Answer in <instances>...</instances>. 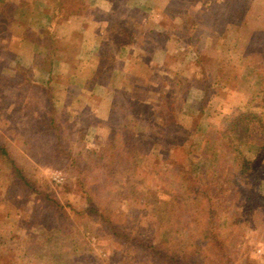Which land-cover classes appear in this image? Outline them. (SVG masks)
I'll use <instances>...</instances> for the list:
<instances>
[{
	"label": "rangeland",
	"instance_id": "374dc122",
	"mask_svg": "<svg viewBox=\"0 0 264 264\" xmlns=\"http://www.w3.org/2000/svg\"><path fill=\"white\" fill-rule=\"evenodd\" d=\"M170 140L184 145L167 158ZM0 143L37 188L85 209L58 222L0 151V264H167L162 238L182 264H264V165L235 178V151L254 160L264 143V0H0Z\"/></svg>",
	"mask_w": 264,
	"mask_h": 264
},
{
	"label": "trees",
	"instance_id": "16d2710c",
	"mask_svg": "<svg viewBox=\"0 0 264 264\" xmlns=\"http://www.w3.org/2000/svg\"><path fill=\"white\" fill-rule=\"evenodd\" d=\"M29 31V30H28ZM44 39H45V44L52 50V48H54L55 46H54V38L52 37V35L50 34V33H47L46 34V36L44 37ZM50 55H51V53H49ZM47 57H49V58H51L49 55L47 56ZM26 80V79H25ZM125 90L127 91V89L125 88ZM46 91H47V93L49 94V97L50 96H52L53 97V95L51 94V90L47 87V89H46ZM126 95H128V92H126ZM153 97H158L157 95H155V96H153ZM152 98V97H151ZM156 100H159V101H157V102H159V103H157L156 104V107L155 106H153V113H155L154 115V119L155 120H158V118H163L162 116L163 115H161L163 112H165L166 110H167V108H168V106L167 107H165V104H166V96H164V97H161V98H157ZM52 101V104H53V100H51ZM154 107H155V109H154ZM158 107V108H157ZM127 108H129L128 106L126 107V110H127ZM169 109V108H168ZM41 116H39L40 117V120L39 121H41V123L42 124H45V127L43 126L42 128V130H43V132H49V131H53L56 135H55V137L54 138H56V141H54V149H55V152H57L56 153V156H61V155H64V156H66L69 160H70V163H69V165H70V167H73V168H75V170H77V171H79L80 173L79 174H81L80 176H79V183H80V185L82 184L83 185V183H84V180H86V176H87V172L86 171H84L83 169H82V165L80 164V163H78L77 162V159L75 158V157H72L71 156V151L70 150H67L66 148H65V146H64V144H63V142H62V134L60 133V132H58L59 131V129L54 125V122H53V120L50 118L48 121H46V120H44V119H46V118H44V116L42 115V114H40ZM245 116L246 117H250V114H245ZM253 116H255L256 117V115L255 114H253ZM237 123H234V125H236ZM42 126V125H41ZM31 132L33 133V134H35V136L39 133V131L36 129V128H33V129H31ZM42 132V133H43ZM40 137V136H39ZM168 146H167V151L169 152V154L167 155V158H170V153L172 154V151H173V148H175V147H180V146H183L184 145V143H179V142H174V141H169V143L167 144ZM48 148L46 147L45 148V150H47ZM0 151L3 153V154H5V155H7V156H9V158H11V160H12V163H13V166H14V168H15V170H16V172H17V174L19 175V177H20V180H21V185H22V187L24 188V189H26L30 194L29 195H31V199H33V200H35L36 198L38 199L39 197H41L45 202H48L49 204H52V205H54V216L55 217H57V220H58V222H60V220H61V216L62 215H64V214H66L67 213V208H70V209H72L73 211H75V212H77V213H81V212H83V210H85L84 208L83 209H79V208H77V207H75L70 201H68V200H66L65 202H62L60 199H59V197H57L56 195H53L52 193H49V192H44V191H42V190H40L39 188H37V186H36V184H35V182L32 180V179H30L26 174H25V172L23 171V168L22 167H20L17 163H16V161L11 157V155H9V151H8V149L6 148V145H4V144H1L0 143ZM48 151V150H47ZM46 151V152H47ZM235 152H237L238 154H240L239 156H240V159H241V161H240V163H239V165H240V168H237V170H238V172H240L241 174L239 175H236L235 174V178H237V180L236 181H240V179H243L241 176H245V175H247V174H250V175H257L258 174V168L261 166V165H264V143H263V145L261 146V148H260V151L257 153V155H256V157H255V159L254 160H250V159H247L245 156H243L240 152H238V151H235ZM65 157V158H66ZM220 156H218V154L216 153V154H214L213 155V157L210 159V161H209V164L207 165V166H209L208 168H206V169H210V171L212 170V172H216V170L214 169L215 168V166H218V164H220L221 163V160H222V158L220 157ZM121 158H122V156H117V159H118V162L119 161H121ZM189 160V159H188ZM191 160V159H190ZM216 160H220L218 163H216ZM262 161H263V163H262ZM77 163H78V165H77ZM112 164H114V161L113 162H111V165ZM118 164V163H117ZM81 165V166H80ZM120 164H118V166H119ZM77 167V168H76ZM255 171H254V170ZM202 170H203V172H204V174H205V172L207 171V170H205V168H202ZM249 170H253V172H248ZM178 171L179 172H183L182 171V169H178ZM234 173V170L233 169H231V171H230V173ZM183 173H186V172H183ZM188 173L190 174V171H188ZM188 174V176H186L185 177V180H186V184H185V187H196L197 185H195L196 183H194V181L192 180V178H190V175ZM183 176H185V175H183ZM205 185H206V183L204 182L203 184H202V186L201 187H205ZM64 186V188H61L62 189V191L61 192H65V189L67 190L68 189V186H67V183L66 184H64L63 185ZM83 188V187H82ZM88 199H89V201H93V197H92V192H89V195H88ZM17 202V201H16ZM91 207H92V209L94 210V211H99V207L98 206H96L95 204L94 205H91ZM90 208V207H89ZM215 209V208H214ZM214 209H210V210H208L207 212H208V214H209V216H210V218H213V215H214ZM49 210H50V208H49ZM51 212V211H50ZM191 214V216H192V213H190ZM47 218H49L50 216H49V214H47V213H45L44 214ZM34 216H36V215H34ZM43 217V214H38L37 216H36V218H37V220H38V218H42ZM108 224H109V227H110V229H111V231L113 232V234H115V235H117V236H120V237H123L122 239H131V235L129 234V232H127L126 231V229H124L121 225H119V224H117L116 223V221L114 220H111V219H108ZM210 222V221H209ZM208 222V223H209ZM149 229H151V228H149ZM148 229V230H149ZM162 228H159L158 226L157 227H155V229H154V231H155V233H154V231H153V233H154V236H156L155 234H157V235H159V233L161 234V232H162ZM205 231V230H204ZM203 231V232H204ZM206 233H208V234H212L213 233V235H215V232L213 231V230H211V229H208V231H205ZM152 233V234H153ZM217 234H219L218 232H217ZM220 239H222V238H220ZM145 239L144 238H140L139 239V241H144ZM149 242L150 243H153V239L150 237L149 239ZM166 243V240H164L163 238H162V240H161V242H159V241H157V243H155V245H152V247L151 248H153L154 250H156V249H158V248H162V246H163V249H162V251H164V253H162V256H163V259H164V262L166 263L167 262V264H182V262L180 261V259H179V255L177 254V252L176 251H174V252H172L168 247H166L165 245H163V244H165ZM218 244H219V249H221L220 250V252H221V254L223 253H225L226 251H225V248H224V242H223V240H220L219 242H218ZM166 248H165V247ZM159 252H161L160 250H159ZM91 256V255H90ZM192 256V255H191ZM79 257H81V258H83L84 260H86L87 259V261H90V262H92L89 258H87V257H89V255L87 254V253H82ZM84 264V263H83ZM85 264H88V263H86L85 262ZM89 264H92V263H89Z\"/></svg>",
	"mask_w": 264,
	"mask_h": 264
},
{
	"label": "crops",
	"instance_id": "0c3cea01",
	"mask_svg": "<svg viewBox=\"0 0 264 264\" xmlns=\"http://www.w3.org/2000/svg\"><path fill=\"white\" fill-rule=\"evenodd\" d=\"M109 8V7H108ZM113 8H115V6L113 7V6H110V9L112 10ZM110 9H108V10H110ZM107 10V9H106Z\"/></svg>",
	"mask_w": 264,
	"mask_h": 264
}]
</instances>
